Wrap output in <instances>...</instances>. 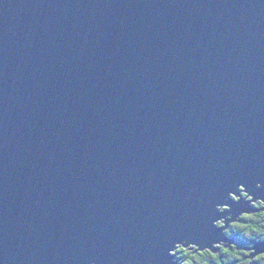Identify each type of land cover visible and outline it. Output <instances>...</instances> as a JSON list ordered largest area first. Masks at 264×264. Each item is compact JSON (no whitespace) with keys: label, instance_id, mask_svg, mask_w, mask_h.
Masks as SVG:
<instances>
[{"label":"water","instance_id":"95a60500","mask_svg":"<svg viewBox=\"0 0 264 264\" xmlns=\"http://www.w3.org/2000/svg\"><path fill=\"white\" fill-rule=\"evenodd\" d=\"M258 200L264 0H0V264H182Z\"/></svg>","mask_w":264,"mask_h":264},{"label":"flooded vegetation","instance_id":"af4514ba","mask_svg":"<svg viewBox=\"0 0 264 264\" xmlns=\"http://www.w3.org/2000/svg\"><path fill=\"white\" fill-rule=\"evenodd\" d=\"M244 195V191L240 189V196ZM234 199L237 198L234 197ZM253 204L257 207L263 206L262 202H255ZM261 213L263 214L264 212ZM257 214L259 213L245 214L241 218L244 216L256 217ZM241 218L228 225L225 230L228 240L217 245L215 247L216 251L209 249L194 251L193 249L181 247L179 253L184 249L192 251L193 254L191 253L190 256L193 257L195 264H264V253L252 256L253 250L250 249L256 241L263 240L264 238L258 240L253 238L255 236H253V231L250 230L252 225H241V222L244 220ZM218 224L223 226L225 222L221 221ZM204 258L207 260H203Z\"/></svg>","mask_w":264,"mask_h":264},{"label":"trees","instance_id":"16d2710c","mask_svg":"<svg viewBox=\"0 0 264 264\" xmlns=\"http://www.w3.org/2000/svg\"><path fill=\"white\" fill-rule=\"evenodd\" d=\"M243 219L244 220L241 222V225H246V224L252 225V228L250 230L253 231V236H255L253 238H255L256 240L264 238V226H263V224H264V213L263 214H257L256 217L244 216ZM180 248L181 247H179L177 249V253L179 252ZM191 253L193 254L192 251H188L186 249H184L182 252H180L181 261L185 260L186 264H195L193 257L190 256ZM190 259H191V261H190ZM203 260H207V259L204 258Z\"/></svg>","mask_w":264,"mask_h":264},{"label":"rangeland","instance_id":"374dc122","mask_svg":"<svg viewBox=\"0 0 264 264\" xmlns=\"http://www.w3.org/2000/svg\"><path fill=\"white\" fill-rule=\"evenodd\" d=\"M242 188H244V187H242ZM243 190V189H242ZM244 191V190H243ZM244 196H242V197H248V199H251L252 198V196H249L248 195V193L247 192H245L244 191ZM234 197H236L237 198V200L239 199V198H241V196H236L235 194H233V198ZM257 202H262V200H258ZM256 202V203H257ZM253 203H255V202H253ZM262 204H263V202H262ZM254 205V204H253ZM255 206V205H254ZM263 206H264V204H263ZM263 206L262 207H258V208H263ZM257 207V206H256ZM222 210H227V209H229V206H223L222 208H221ZM262 210V211H261ZM260 211H257V212H253V213H245V214H256V213H259V214H262L261 212H264V210L263 209H261ZM245 214H243V215H245ZM242 215V216H243ZM241 215L239 216V218H241L242 217ZM244 218V217H243ZM243 218H241V219H243ZM225 220H226V218H223V219H221V220H219V222H225ZM218 222V223H219ZM217 245H219V244H217ZM180 247H184V248H189V249H193L194 251L197 249V246H187V247H185V246H180ZM179 248V247H178ZM177 248V249H178ZM177 249L174 251V254H176V257H177V259L182 263V264H186L185 263V260H183V261H181V257H180V253L178 252L177 253Z\"/></svg>","mask_w":264,"mask_h":264},{"label":"bare ground","instance_id":"6f19581e","mask_svg":"<svg viewBox=\"0 0 264 264\" xmlns=\"http://www.w3.org/2000/svg\"><path fill=\"white\" fill-rule=\"evenodd\" d=\"M191 247V246H190Z\"/></svg>","mask_w":264,"mask_h":264}]
</instances>
